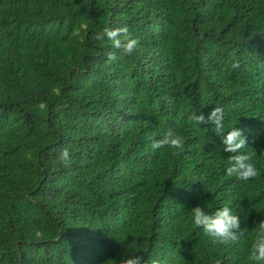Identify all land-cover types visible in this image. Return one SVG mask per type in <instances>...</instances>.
Returning <instances> with one entry per match:
<instances>
[{"label":"trees","instance_id":"1","mask_svg":"<svg viewBox=\"0 0 264 264\" xmlns=\"http://www.w3.org/2000/svg\"><path fill=\"white\" fill-rule=\"evenodd\" d=\"M122 26L130 55L96 39ZM216 106L255 178L228 177L196 122ZM169 129L183 148L152 150ZM198 205L230 206L246 234L213 243ZM261 220L264 0H0V264H249Z\"/></svg>","mask_w":264,"mask_h":264},{"label":"clouds","instance_id":"2","mask_svg":"<svg viewBox=\"0 0 264 264\" xmlns=\"http://www.w3.org/2000/svg\"><path fill=\"white\" fill-rule=\"evenodd\" d=\"M96 39L101 42L105 39L110 40L113 48L121 50L126 55L133 53L139 43L127 26L104 28L102 32L97 34ZM109 59H115V55L110 54ZM232 67L234 69L239 68V62L233 63ZM194 118L198 124H210L213 132L220 137L223 150L231 153L227 157L226 175L228 177L235 176L242 181H248L259 174L254 162V154L242 151L248 146L245 129L233 127L230 131L225 132L222 107H214L207 117L201 113ZM165 146L182 149L184 146L183 137L169 129L162 138L154 139L151 143L152 150L161 149ZM59 159L65 165L70 164L71 157L67 148L61 151ZM191 216L194 225L201 228L204 235L213 243L225 245L235 243L248 230L247 226L241 228L240 216L234 214L231 207L227 205L218 208L213 213L207 212L204 207L198 205L191 208ZM253 229L255 235L250 245L247 260L249 264H264V220L259 221ZM119 264H147V261L142 254H130L120 259ZM152 264H158V261H152ZM216 264H222V262L217 261Z\"/></svg>","mask_w":264,"mask_h":264}]
</instances>
